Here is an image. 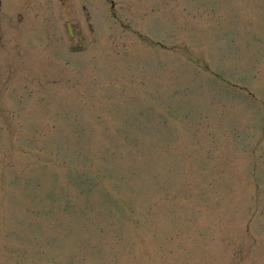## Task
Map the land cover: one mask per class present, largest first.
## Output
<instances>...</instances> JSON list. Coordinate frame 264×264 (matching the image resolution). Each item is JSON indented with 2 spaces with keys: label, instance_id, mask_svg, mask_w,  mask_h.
I'll return each instance as SVG.
<instances>
[{
  "label": "rangeland",
  "instance_id": "obj_1",
  "mask_svg": "<svg viewBox=\"0 0 264 264\" xmlns=\"http://www.w3.org/2000/svg\"><path fill=\"white\" fill-rule=\"evenodd\" d=\"M0 1V264H264V0Z\"/></svg>",
  "mask_w": 264,
  "mask_h": 264
},
{
  "label": "water",
  "instance_id": "obj_2",
  "mask_svg": "<svg viewBox=\"0 0 264 264\" xmlns=\"http://www.w3.org/2000/svg\"><path fill=\"white\" fill-rule=\"evenodd\" d=\"M67 28H68L69 34H70V35H73V31H72V29H71V27H70L69 24H67Z\"/></svg>",
  "mask_w": 264,
  "mask_h": 264
}]
</instances>
